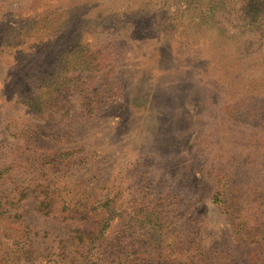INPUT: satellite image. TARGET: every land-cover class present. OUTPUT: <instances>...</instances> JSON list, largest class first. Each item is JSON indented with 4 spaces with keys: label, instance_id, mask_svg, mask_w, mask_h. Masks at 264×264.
<instances>
[{
    "label": "rangeland",
    "instance_id": "1",
    "mask_svg": "<svg viewBox=\"0 0 264 264\" xmlns=\"http://www.w3.org/2000/svg\"><path fill=\"white\" fill-rule=\"evenodd\" d=\"M0 264H264V0H0Z\"/></svg>",
    "mask_w": 264,
    "mask_h": 264
}]
</instances>
